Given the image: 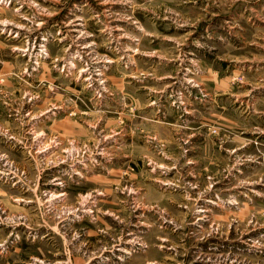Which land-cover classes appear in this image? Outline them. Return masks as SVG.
I'll list each match as a JSON object with an SVG mask.
<instances>
[{"label":"rangeland","instance_id":"374dc122","mask_svg":"<svg viewBox=\"0 0 264 264\" xmlns=\"http://www.w3.org/2000/svg\"><path fill=\"white\" fill-rule=\"evenodd\" d=\"M0 264H264V0H0Z\"/></svg>","mask_w":264,"mask_h":264}]
</instances>
